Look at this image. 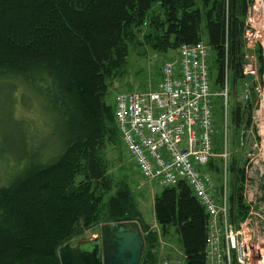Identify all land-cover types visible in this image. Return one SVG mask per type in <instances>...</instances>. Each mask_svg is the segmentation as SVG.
I'll return each mask as SVG.
<instances>
[{
	"label": "trees",
	"instance_id": "1",
	"mask_svg": "<svg viewBox=\"0 0 264 264\" xmlns=\"http://www.w3.org/2000/svg\"><path fill=\"white\" fill-rule=\"evenodd\" d=\"M251 1L0 0V92H7V80H16L60 122L58 129L49 127L52 150L42 140L41 145L33 143L35 136L23 133L21 125L15 128L23 142L14 152L16 169L0 187V264H60L57 249L99 223L140 220L129 190L110 193L105 149L118 141L120 130L113 107L105 101L107 81L122 68L128 44L137 41L148 20L144 38L153 49L173 48L178 54L179 46L203 41L213 56V87H220L226 67L231 83L242 82L244 21ZM154 3L162 11L148 17ZM255 58L260 77L263 52ZM250 99L247 105L235 99L230 118L234 132L243 123L245 128L251 124L255 99ZM226 113L219 111L217 118L215 112L214 143L224 139L220 126ZM230 166L235 170L232 200L242 218L248 212L241 197L243 169ZM206 169L214 172L218 167L210 161ZM153 203L162 234L173 229L179 236L183 264H205L208 215L187 182L164 186ZM144 236L151 248L140 264H156L157 238L151 231Z\"/></svg>",
	"mask_w": 264,
	"mask_h": 264
},
{
	"label": "built area",
	"instance_id": "2",
	"mask_svg": "<svg viewBox=\"0 0 264 264\" xmlns=\"http://www.w3.org/2000/svg\"><path fill=\"white\" fill-rule=\"evenodd\" d=\"M252 8L254 9V5L248 7L246 17L256 24L258 17L251 11ZM260 11L264 19L263 0L260 1ZM243 38L246 56L242 65V75H248L253 80L257 75V68L250 66L249 62L254 58L257 47L264 45V26L259 28L255 35L248 37L245 34ZM196 47L188 53L179 54V63L176 67L171 62H167L162 67L160 84L156 90L149 91L153 94L160 93L161 101L155 103L145 100L147 92L145 94L138 91L117 93L115 97L121 98L125 104L122 111L125 110V106H130L135 111L134 118L125 117L120 123L121 136L131 140L136 133L144 132L150 137L148 142L142 144L129 142L125 149L141 172L143 179L148 181L154 179L166 185H176L181 180L187 182L207 212L208 232L211 231L212 234L206 245L210 249L219 250L230 247L233 244L231 245L229 241H234L237 237L235 248L241 255L235 260L233 258L229 264H264V254L260 252L258 246L255 252L251 253L249 247L251 244L242 239L239 240V233L235 232L230 225L229 216L234 220H238V217L233 209V202L228 193L229 188L224 178L226 171L230 170L229 156L226 153L217 155L221 162V184L218 187L210 173L202 171L215 156L213 145L215 124L211 120V98L222 88L230 87L231 78L227 67L224 70L219 91L213 90V79L210 77L209 68L212 59L207 55V46L203 41H198ZM261 50L263 52L264 48L261 47ZM252 80L244 84L242 95L243 98L248 99L254 97L255 103H252L250 110L252 106L264 102V84L260 87L256 86L258 83H264V80L256 82L255 85L251 84ZM252 92H254L253 97ZM172 107L175 108L174 113L180 118V122L172 114ZM248 163L252 168L255 165V161L251 158L244 162V164ZM244 164L243 169L246 167ZM166 167L177 168L179 173L174 172L170 178H165L163 172ZM262 172L259 170L257 181L260 180ZM252 207L253 205L248 207L247 216L241 219L249 221L264 235V218H259ZM244 247L245 250L242 252ZM244 255L246 256L243 260ZM162 264H177V262L166 260Z\"/></svg>",
	"mask_w": 264,
	"mask_h": 264
},
{
	"label": "rangeland",
	"instance_id": "3",
	"mask_svg": "<svg viewBox=\"0 0 264 264\" xmlns=\"http://www.w3.org/2000/svg\"><path fill=\"white\" fill-rule=\"evenodd\" d=\"M161 11L162 9L160 4L154 3L151 11L147 13V16L149 17V15L153 12L159 13ZM259 11L260 2H258L257 4L255 3L253 9L254 15L258 17V22L254 24L257 28H261L262 26H264L263 15L262 13L260 14ZM147 21L142 26L141 31L136 35L137 41L136 39H134L132 43L128 44L129 52L125 58V63L123 64L122 68L115 71L116 74H113L112 78H109V80L107 81L108 85L107 93L105 94V101L113 108L114 97L117 93H122L123 91H129L134 89L144 92L147 90H156L159 83L158 81L160 79V68L166 63V61H172V63H175L178 60V54L176 49L167 48L165 51H160L155 48L153 49L152 47L147 45L146 38H144L145 34L149 32ZM202 35L203 40H207V35L205 34L204 19H202ZM259 47L260 48L257 47V51L254 54L255 56L256 54H260L262 52L261 47L264 48V45H260ZM210 57L211 59H213V56ZM215 74L216 71L214 70V75ZM244 76L245 77L242 78V82L237 83L234 81L229 87L230 101L229 106L226 108L228 114L225 111V106H222L223 101L218 97H214L216 115L221 110L223 111V113H226V115L224 114L222 122L223 125L220 126V133L222 134L224 130H226L224 128V120L226 117L227 118L225 121L229 125V128L226 132L228 135L227 140L225 141V143L223 142V145L222 142H218V144H216L215 142L214 150L218 153H221L224 148V151H226V155L232 158V162H230L231 165L236 166V169L245 160L244 152L247 149L249 150L251 146L250 142L254 141V143L257 145V149H259V152L255 151L256 154H260L257 159L258 164H263L261 158H264L263 136L259 137L258 133H255L254 138H251L250 136H248V133H245L243 137L242 133H240L238 130L234 132L232 126L230 125V118L232 112L231 110L234 106L233 92L236 91V93L241 97L243 94L242 92L244 91V84L252 80V77L248 75ZM260 77L262 82L264 80V70L263 74L260 75ZM7 81V92H0V187L6 185L7 180L10 178V174L13 172L14 169H16L15 164L17 160H15L14 152L16 151V149L19 148V142H23V137H21L20 133L17 132L15 128L21 125L23 133H26V135L30 134L35 136L32 139L33 143L40 144V141L42 140V146L45 147V149L47 150H49L50 146L52 150L55 142L54 138L49 136V127L51 125L53 128L55 127L58 129L60 123L57 119V116L54 115L53 117H51V110H45L42 108V101L37 100L36 96L33 95V91L29 92L26 88H24V86L20 82L16 80ZM237 94L234 96L235 99L237 98ZM218 117L220 116L217 115V118ZM260 130V132L263 131L262 129ZM36 134L39 135L37 136ZM241 139L243 140L242 143ZM105 150L107 155V158L105 159V161H107L106 172L112 183L110 193L115 194L118 189H122L125 187L127 190H129V193H131L132 201L135 202L137 206L139 205V200L145 204L149 228H147L148 226L142 223V217L140 218L138 223L142 227L143 231H145L146 233H148V231H151V233L153 232V234L156 236L157 243L154 252L157 253V256L160 254L159 258L161 257V255L162 257H164L165 252L170 253L169 257H175V255L180 256V254H182V246L180 243L179 236L173 229L168 230L167 233L162 234V230L160 226L157 225L155 214L153 213V199L155 196L161 193V190L164 186L162 184L160 185L158 181L154 179L149 181H145L142 179L140 171L137 170L134 162L129 159V155L123 149L122 143L121 146H119V138L118 141L114 144H108ZM217 162H219L218 159H216L214 164H217ZM251 164L254 165L253 163ZM257 168L258 165L256 163L253 166V172L255 176L259 177L257 174L259 170ZM216 171L218 172V170ZM210 174L212 178H217L216 172H210ZM261 182L262 178H260V181H257L256 183L260 184ZM256 183L251 186L249 193L254 194L260 191L261 187L257 186L258 184ZM105 200H107V198H105ZM252 209L256 213H263L262 209L258 206H253ZM106 215L107 214H105L104 217L106 221H108L109 218H107ZM105 219H103V221ZM99 225L100 224L96 225L94 229L88 230L83 236L77 237L74 243L86 241L90 238L92 239L95 234V230L99 228ZM246 226H244V232L252 235L255 240H258L259 242H264V235L261 234V232L258 231L257 228L253 227V225L250 224L249 221H247ZM238 236L240 237L239 240L243 237L241 234H238ZM236 242L237 237L234 239V241H229L231 245L233 244L231 247H236ZM144 247L145 249L143 251V255L144 252H148L151 248L150 246H148V243H146ZM258 248L260 252L264 254V249H262L261 247ZM244 250L245 247L243 248L242 252H244ZM231 254L232 257L235 256L234 252H232ZM245 256L246 255H244V257L242 258L243 260L245 259Z\"/></svg>",
	"mask_w": 264,
	"mask_h": 264
},
{
	"label": "bare ground",
	"instance_id": "4",
	"mask_svg": "<svg viewBox=\"0 0 264 264\" xmlns=\"http://www.w3.org/2000/svg\"><path fill=\"white\" fill-rule=\"evenodd\" d=\"M260 1H262V0H252L251 4H249L248 7H250V6H252L255 3L260 2ZM251 11H253V8L251 9ZM259 13L261 14L262 11H259ZM244 22H245V25H246V29H245L244 33L247 34L248 37L249 36H253V34H255V32L259 28H257L254 25L253 22H250L247 17L245 18ZM196 45H197V43L193 44V45H188L187 44V45L179 46L178 47V55L182 54V53H188L189 51L196 49L197 48ZM205 46H207V44H205ZM207 55H208V57L211 56V52H210V47L209 46H207ZM178 63H179V59L177 60V62L172 63V64L176 67L178 65ZM249 65L257 68V75L251 81V84L255 85L256 82H260V77H258L259 66L257 65V61H256L255 57L249 62ZM210 71H211V68H210ZM263 84L264 83H258L256 86L260 87ZM134 91H138V92H140L142 94H145L144 91H140V90H137V89L129 90V91H126V92H134ZM242 93H244V92H242ZM253 94H254V92H252V96H253ZM216 96H219L221 98V100L223 101V105L225 106V111H226V108L229 106V101H230L229 100V96H230L229 87L222 88V91H219V92H217V93L212 95V98H211V101H212L211 120H213V118L215 117V112H214L215 101H214V97H216ZM144 99L145 100L146 99L151 100V101H153L155 103L161 101L160 93L153 94L151 92H147V94L144 97ZM236 100H238V102H240V104H243V105H247L249 102L252 101L251 99H248L246 97L245 98H243L242 96L240 97L238 94H237ZM124 105L125 104H123V101H122L121 98L114 97L113 117H114L116 126L118 127V130H120V127H119L120 123L122 122L123 119H125V117H131V118L135 117V111L130 106H125V110L122 111V108L124 107ZM243 107H246V106H243ZM171 110H172L171 112L174 115V117L176 118V120L178 122H180V118L174 113L175 112V108L172 107ZM251 111H252V113H251V118H250V121H251L250 126L245 128L246 123H243L241 125L242 130L240 131V133H242L243 137H244L245 133H248V136H250L251 138H254L255 133L256 134L258 133V135H259L258 130L264 129V105L263 104H256L255 106H252V110ZM227 114H228V112H227ZM244 118H245V116H244ZM243 122H245V120H243ZM224 123H225L224 128H226L225 120H224ZM223 134H224L223 135L224 138H227L228 135H227L226 131H224ZM262 136L264 137V132H263ZM119 138L121 139L122 147H126L129 142H132V143H135V144H137V143L142 144V143L148 142V140L150 139V137H148V135H146L144 132H138V133H136L135 136L132 137L131 140H127L126 138L124 139L120 135V131H119ZM225 141H226V139H223V140L221 139L222 145H223V142L225 143ZM242 142H243V140L241 139V143ZM250 143H251V146H250L249 150L247 149L244 152V155H245L244 162L248 161L249 158H251V160L254 159L255 160V164L257 163V165H258L257 169L260 170V171L261 170L263 171L261 173V175H260L261 176L260 178H262V182L260 184L257 183L258 184L257 186L261 187V189H260L259 192L254 193V194L248 193L249 186L254 185L256 183L257 176H255V174L253 172V168H252V166L249 163L248 164H244V166H246V167L243 169V175H242L243 180H242V185H241V188H242L241 197L244 200L245 205H246L247 208L250 205H253L255 207L256 206L260 207L262 209L263 213L259 212L258 213V217L259 218H261V217L264 218V158H261L263 164H258L257 159H258V156L260 154L259 153L256 154V152H259V149H257V145L254 143V141L250 142ZM213 145H214V148H215L214 141H213ZM223 152L226 153V151H224V148H223V151L221 153H219V154H223ZM164 169L165 170L163 172V175H164L165 178H170L174 174V172L179 173V169H177V168L166 167ZM229 171L230 170L226 171V173L224 174V178L226 180V186H228V188H229V182L230 181H229V177H227V175H228ZM257 174L259 176V172ZM158 183L160 185L162 184L163 186H167V187H172L173 186V185H166L164 182L160 183L158 181ZM229 189H228V193H229ZM193 195H195V197L197 198L196 193H193ZM230 199L232 201V197L231 196H230ZM262 200H263V202H262ZM229 221H230V225L232 226L233 230L235 232H238L239 234H241L243 236L242 240L244 242H246V243L251 244L249 246L250 249H251V253L255 252V250L257 249L256 246L261 247L262 249H264V242H259L258 240H255L252 235L244 232V228H245L244 226H246V224H247V221L245 219L234 220L231 216H229ZM208 226H209V223H208ZM208 226H207V233H208L207 241L210 239L211 234H212L211 231L208 232ZM232 252H234V254H235L234 257H232V254H231ZM240 255L241 254L239 253L238 249L235 248V247H231V246L230 247L220 248L219 250H212L207 245L205 247V250H204V256H205L206 264H208V263L209 264H229L230 261L233 258L235 260V258L236 257H240ZM176 259H177V261L179 260V257L177 255H175V257L171 256V260L172 261H175Z\"/></svg>",
	"mask_w": 264,
	"mask_h": 264
},
{
	"label": "water",
	"instance_id": "5",
	"mask_svg": "<svg viewBox=\"0 0 264 264\" xmlns=\"http://www.w3.org/2000/svg\"><path fill=\"white\" fill-rule=\"evenodd\" d=\"M139 212L147 223L145 204L140 200ZM144 244L136 220L107 222L99 225L92 239L60 246L58 259L61 264H140Z\"/></svg>",
	"mask_w": 264,
	"mask_h": 264
},
{
	"label": "crops",
	"instance_id": "6",
	"mask_svg": "<svg viewBox=\"0 0 264 264\" xmlns=\"http://www.w3.org/2000/svg\"><path fill=\"white\" fill-rule=\"evenodd\" d=\"M256 61H257V58H256ZM258 65V64H257ZM233 100H234V103H235V98H234V96H233ZM226 120V119H225ZM226 122V121H225ZM226 126H227V129L229 128V125L227 124V122H226ZM263 130V129H262ZM226 132H227V130H225ZM264 132V131H263ZM227 138H228V136H227ZM227 138H224V139H226L227 140ZM218 142H221V141H217V143L216 144H218ZM227 177H229V188L231 189V191H230V189H229V195L232 197V194L234 193V191L236 190V188H235V177H234V171H232V170H230L229 172H228V175H227ZM233 201V200H232ZM233 203L235 204V202L233 201Z\"/></svg>",
	"mask_w": 264,
	"mask_h": 264
}]
</instances>
